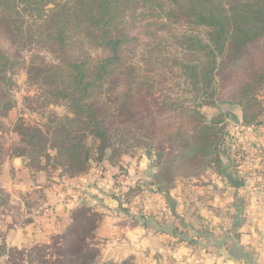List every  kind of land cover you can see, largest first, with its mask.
I'll use <instances>...</instances> for the list:
<instances>
[{"label": "trees", "instance_id": "16d2710c", "mask_svg": "<svg viewBox=\"0 0 264 264\" xmlns=\"http://www.w3.org/2000/svg\"><path fill=\"white\" fill-rule=\"evenodd\" d=\"M39 47L58 57L49 62L36 53L28 77L53 102L48 104L59 103L68 113L50 118L47 130L20 120L13 131L19 144L10 147L9 158L24 159L48 176L84 177L93 162L120 167L123 155H134L128 141L138 137L156 149L159 163L171 141L169 151L183 150L172 162L198 166L215 155L220 172L240 162L222 145L224 129L215 124L220 115L205 123L198 109L220 101L225 109L241 110L242 126L263 123L264 0H0V118L15 105L9 73L18 62L10 51L35 53ZM173 68L199 105L180 106L157 88ZM6 145L0 142V171ZM96 216L88 202L72 211V223L60 235V262L98 264L90 245L102 228Z\"/></svg>", "mask_w": 264, "mask_h": 264}, {"label": "rangeland", "instance_id": "374dc122", "mask_svg": "<svg viewBox=\"0 0 264 264\" xmlns=\"http://www.w3.org/2000/svg\"><path fill=\"white\" fill-rule=\"evenodd\" d=\"M155 29L156 27L153 28V30ZM182 31L194 34L201 33V30L195 29L192 31V28H184ZM148 38L154 39L155 36L150 35ZM144 43L147 44L148 42L144 41ZM1 45L4 48H9L8 43ZM140 45L139 49L142 50L143 46L142 44ZM46 49L39 47L35 53L23 49H12L10 51L12 52L13 60L18 62V65L9 73L13 83V86L10 87V96H12L14 101V108L8 117L0 118V142H6L8 144L5 146V152L1 156V161L4 162V168L10 160V147L14 148V146L19 144V138L13 131H15L20 120H25L32 125L42 126L47 130L48 120L50 118L54 116L60 118L68 113L67 108L62 105L60 106L59 103H54L53 106H51L52 104H48V97L40 95V86L28 77L27 66L31 62V58L35 57L36 53H40L41 56L44 55L49 62L57 59V53L55 56L49 52L50 50ZM162 71L163 69L159 72ZM168 71L163 81H161V84L157 85V88L163 89L165 91L164 93L172 95L176 99V102L179 101L181 103V105L179 104L180 106L190 107L196 104L199 105L200 99H196L192 93L184 91V85L181 83L183 79L180 78V74L178 75V70L173 68V73L169 74ZM157 97H161L160 92H158ZM179 105L176 103L177 107ZM221 105L220 101L215 106L204 104L198 110L204 116L205 123L211 122L216 115H220L215 119V124L217 125V129H224L222 145L231 158L239 160V167L243 168L244 176L248 179L247 157L249 153L247 146L249 143L252 145L251 131L253 129H250L252 126L249 128L242 126L240 122L241 110L238 107L234 106L225 109ZM260 119L264 120V115H261ZM239 126L244 128L246 132L243 139L239 137L236 131V127ZM214 133L218 135L217 131ZM138 138L141 142L128 141L132 145L130 151L134 155H123L120 158V167L117 166L115 168L109 162H93L92 169L88 175L73 179L68 177L61 178L60 172H56L51 176H48L46 173L49 182L59 190V195L57 196L59 200L56 205L62 206L63 208L60 211L61 213L68 212L66 214L67 216L58 219L59 216L56 213L59 210L56 211L54 209V203L49 205L47 203L45 204V202L41 203L40 200L36 201L37 199L29 200L25 205L30 209L28 211H33L34 218L38 221V224L44 225L45 223H52L51 226L56 228L54 229L55 232L53 235L51 234L49 241L45 244L31 245L26 248L12 249L10 251H7V249L3 252L0 251V264H64L63 261L60 262L63 257L59 255L61 252L63 255L62 244H64V239L61 241L60 235L64 234L72 223V211L83 202H88L93 205L97 213L96 219L101 221L103 225H105L107 216L109 218L114 217V220H111L114 224L117 221L119 222V224H115L116 227L111 232L110 230L104 231L102 229L95 239H91L90 245L97 252L98 264H154L156 260H159L157 258L153 260L151 259V255H145L146 252L144 253L142 247V241L148 246L147 249L150 250L158 245L156 242L157 237H154V239L151 238L152 236H156L152 228V219L162 225H169L176 228L178 233L179 229H183L184 221L171 217L168 212L170 211L169 208L160 204L157 195L156 197L151 195L153 193L166 195L173 192L178 197V193L182 195L186 186L189 188L193 184H205L206 180L212 181L211 177L216 175L215 172L217 173L220 167L216 163L217 157L215 155L201 158V163L198 166L191 165L184 167L179 162H172L171 160L173 158L182 155L183 150L169 151L168 145L171 141L164 144L167 154L159 163V160L156 158V149L150 148L149 142L145 139ZM213 140L215 143H219L220 141L219 138ZM120 149L124 151L126 150V146ZM251 155L250 162L254 164L253 166L257 170V178L259 176V170L264 164V160L261 155L257 154L255 156L254 151L251 152ZM227 163L229 162L227 161ZM160 168H163L164 173L160 172ZM3 172L4 170L0 171V177L3 175ZM155 175H157L156 180H152L153 177L155 178ZM81 178H85L83 180L84 182L82 180L79 181ZM99 178H101V181ZM255 180L251 182L248 179L253 185ZM179 186L182 188L178 190ZM93 188L96 193H93ZM1 189L0 186V220L2 219L1 214L7 213L16 215L14 216L15 221L20 220L18 217L20 209L16 206H22V203L7 206L6 194ZM89 189L90 191H88ZM175 201V207H178L177 209L183 214L187 208L185 202L189 201V199L178 203L177 200ZM51 218L54 219L51 220ZM55 219L56 221H54ZM146 221L149 223L148 226L145 225ZM85 223L86 221L84 219L82 224L85 225ZM179 240L180 238L177 241ZM160 246L162 247L161 244ZM166 258L160 264H171Z\"/></svg>", "mask_w": 264, "mask_h": 264}, {"label": "crops", "instance_id": "0c3cea01", "mask_svg": "<svg viewBox=\"0 0 264 264\" xmlns=\"http://www.w3.org/2000/svg\"><path fill=\"white\" fill-rule=\"evenodd\" d=\"M251 134L254 155H261L264 160V120ZM229 166L215 172L217 176L213 175L212 181L206 180L205 184H193L189 188L186 186L178 197L173 192L151 195H157L160 204L169 208L171 217L184 221V231L178 229L185 240L179 242L173 237L176 228L152 219L156 236L151 238L157 237L159 247L157 245L150 250L144 241L141 243L145 255H151L153 260L159 259L154 264L163 263L165 257L171 264H264V164L254 185L245 178L242 167ZM6 167L0 177V186L6 194L7 206L19 203L22 206H16L20 209L18 221L12 213L1 214L0 248L6 247L10 251L45 244L56 228L51 226L52 223L39 225L25 203L31 199L49 205L54 203V209L59 210L56 213L58 219L65 218L68 212L61 213L63 207L56 205L59 190L49 182L45 172L32 170L24 159H10ZM92 191L96 193L94 188ZM175 200L177 203L186 201L187 208L183 214L175 207ZM112 219L113 216H107L99 232L102 229L111 232L115 224H119L118 221L115 224L111 222ZM121 225L124 226L123 223ZM145 225L149 223L146 221Z\"/></svg>", "mask_w": 264, "mask_h": 264}, {"label": "built area", "instance_id": "2783aa9c", "mask_svg": "<svg viewBox=\"0 0 264 264\" xmlns=\"http://www.w3.org/2000/svg\"><path fill=\"white\" fill-rule=\"evenodd\" d=\"M256 127L255 126H252L250 129H255ZM236 131L238 132V135L239 137H241L243 139L244 135H246V132H245V129L242 128V127H236ZM247 151L249 153L247 159V165H248V179L253 182L254 179H256V173H257V170L255 168V166H253L254 164L252 162H250L251 158H252V155H251V152L253 151V145H251L249 143V145L247 146ZM99 180L101 181V178H99Z\"/></svg>", "mask_w": 264, "mask_h": 264}]
</instances>
